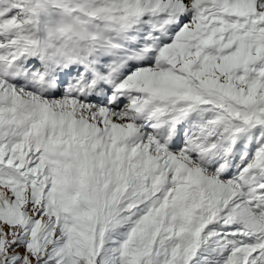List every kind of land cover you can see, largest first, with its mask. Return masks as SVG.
Returning <instances> with one entry per match:
<instances>
[{
    "label": "snow or ice",
    "instance_id": "snow-or-ice-1",
    "mask_svg": "<svg viewBox=\"0 0 264 264\" xmlns=\"http://www.w3.org/2000/svg\"><path fill=\"white\" fill-rule=\"evenodd\" d=\"M0 264H264V0H0Z\"/></svg>",
    "mask_w": 264,
    "mask_h": 264
}]
</instances>
